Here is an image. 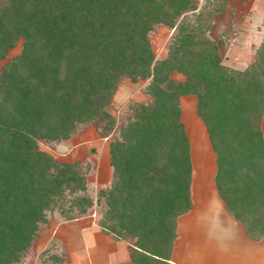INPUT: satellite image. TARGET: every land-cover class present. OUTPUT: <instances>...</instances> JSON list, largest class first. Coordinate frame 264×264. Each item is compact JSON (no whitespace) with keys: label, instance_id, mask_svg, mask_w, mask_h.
Listing matches in <instances>:
<instances>
[{"label":"trees","instance_id":"trees-1","mask_svg":"<svg viewBox=\"0 0 264 264\" xmlns=\"http://www.w3.org/2000/svg\"><path fill=\"white\" fill-rule=\"evenodd\" d=\"M195 8L193 0H0V59L20 40L0 66V264L23 263L47 217L94 208L99 229L126 242L122 264H171L176 219L191 206L182 95L196 99L226 212L247 238L262 237L264 38L249 64L226 66ZM155 25L173 29L161 59L148 40ZM123 77L146 80L147 100L128 104L108 141L109 185L92 196L85 161L59 160L38 143L56 145L90 121L106 136ZM55 248L37 262L62 264Z\"/></svg>","mask_w":264,"mask_h":264},{"label":"rangeland","instance_id":"rangeland-1","mask_svg":"<svg viewBox=\"0 0 264 264\" xmlns=\"http://www.w3.org/2000/svg\"><path fill=\"white\" fill-rule=\"evenodd\" d=\"M193 1L196 3V8L191 12L193 14H201L202 24L206 21L205 24H207L208 28L206 29V33L216 42L221 63L230 67H243L249 64L253 60L256 48L264 38V0ZM172 32V28L155 25L148 33V40L155 59H161L166 55L167 44ZM19 50L20 40L8 49L3 59H0V66L7 59L16 55ZM171 77L175 80L182 79V76L176 73L171 74ZM145 84L146 80L138 79L131 81L128 77H123L118 81L107 106V112L113 116L114 124L106 136H101L99 129L96 127L97 122L90 121L81 126L70 138L56 145L41 141L38 143L41 149L49 151L59 160L69 162L75 160L85 161L87 164L85 169L86 186L88 193L92 196L95 195L99 188L109 185L111 166L108 164V141L116 134L119 122L128 112V104L130 102H144L147 100L143 92ZM195 103L196 99L193 95H182L179 97L180 120L183 123L189 141V158L193 159L192 189L194 217L190 219L192 220L191 222L196 224L194 233L197 238L199 232H204V236L205 234L215 232L212 218L209 217L211 215L208 214L210 210L205 207L203 209L205 214H198L200 212L199 209L206 202L207 193L214 199V186L210 180V176L215 171V165L214 154L209 146L206 131L195 114ZM262 120L264 121V112L261 117ZM260 128L262 129L261 124ZM204 192H206V195ZM91 211L93 212L85 213L71 220H64L57 215L47 217L48 223L38 233L22 264H39L37 262V255L42 249L49 246L56 247L55 249L58 247V250H62L65 255V260L62 264H90V261H88L90 257H94L97 260L95 264H105L107 262L109 264L110 259L111 261L116 258L121 259L120 257L123 256L122 249H125L127 252V259L123 261L126 262L128 260L127 245L122 240L112 238L114 243L112 242L113 245L110 248H106V244L103 242L102 248L98 252H95L97 249H92V254L88 252L91 250L89 248L86 249L88 251H84L87 244L86 240L89 246H96V243L100 246L101 240L96 235H92L90 231H84L80 227H83L85 223H89V225H92L94 231L97 230L96 232L99 231L101 234H104L96 225L98 213L95 212V208ZM184 214L177 217L176 226L178 218H182L181 216ZM58 224L62 225L59 227L56 235L54 231ZM191 227L192 225L186 227V233H189L187 229L189 230ZM184 234L185 232H183ZM175 239L176 236L172 241L170 257ZM202 239L204 240L205 237H201ZM106 240L111 245V241L109 239ZM178 247H180L177 250L179 254L185 252L184 246L181 243ZM188 252V256L190 254L193 255L191 249ZM107 254H109L108 261L106 258ZM123 262L118 264H122Z\"/></svg>","mask_w":264,"mask_h":264},{"label":"crops","instance_id":"crops-1","mask_svg":"<svg viewBox=\"0 0 264 264\" xmlns=\"http://www.w3.org/2000/svg\"><path fill=\"white\" fill-rule=\"evenodd\" d=\"M261 126H262L261 130L263 132V138H264L263 120L261 121ZM190 161H191L190 162L191 176H190L189 193H190L191 206L189 210L184 215L181 216L182 218H178L177 220L176 239H175L174 247L171 252L170 263L171 264H264V234L258 240H251L244 235L240 223L226 212L222 201L218 197L213 181L214 173L210 176V180L213 182V186H214V199L211 198V195H209L208 193L206 195V192H204L208 200L206 199V202L201 206L202 209L201 208L199 209L200 212H198V214H205L203 212V209L205 207L210 210V213L208 212V214L211 216L209 215L208 216L212 218L215 232L205 234V236H204V232L203 233L199 232L197 238L195 237L196 234L194 233L195 231L194 227L196 226V224L194 222H191L192 220L190 219L191 217H194V200H193V189H192L193 159L190 158ZM61 225L62 224H58L56 226L54 234L56 233L57 235L58 233L57 231ZM190 225H192V227L189 230L187 229L189 233H186L185 229ZM80 229H84V231L86 230L90 231L92 235H96V237L101 240L100 246H98V243H96V246L94 245L89 246L88 241L86 240L87 244L84 251H88L86 249L89 248L91 249L88 251L90 254H92L93 250L96 249L97 251L95 252H98V250L102 248L101 245L103 244V242H105L106 248L112 247L113 245L112 238L106 236L105 234H101L99 231L96 232L97 230L94 231L92 229V225H89V223H85V225L83 227H80ZM183 232H185L184 235ZM201 237H205V239L201 240ZM106 239H109L111 241L110 243L111 245H109V242ZM180 243L182 244V246H184V251H185L181 254L177 252L178 248H180L178 247ZM190 249L192 250L193 255L190 254V256H188L189 254L188 251ZM121 251L123 252V256L120 257L121 259L116 258L113 261H111L110 259L109 264H118L127 259L126 250L122 249ZM108 255L109 254H107L106 256L107 261L109 260ZM95 260L96 259L94 257H90L88 259V261H90V264L93 263L95 264L97 262V260L96 261ZM105 264H108V262Z\"/></svg>","mask_w":264,"mask_h":264}]
</instances>
